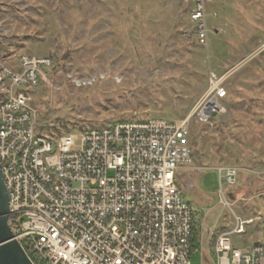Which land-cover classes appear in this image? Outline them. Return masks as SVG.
Returning <instances> with one entry per match:
<instances>
[{
	"label": "rangeland",
	"instance_id": "rangeland-1",
	"mask_svg": "<svg viewBox=\"0 0 264 264\" xmlns=\"http://www.w3.org/2000/svg\"><path fill=\"white\" fill-rule=\"evenodd\" d=\"M0 3L10 62L23 53L54 60L47 81L23 87L39 128L54 138L126 120L182 119L206 91L210 68L228 74L226 113L192 124L195 165L206 168L181 173L198 227L191 264L214 263V241L236 216L256 219L232 235L235 247L251 246L264 227V0H218L208 49L190 32L183 0ZM217 166L240 168L231 207L221 202Z\"/></svg>",
	"mask_w": 264,
	"mask_h": 264
},
{
	"label": "built area",
	"instance_id": "built-area-1",
	"mask_svg": "<svg viewBox=\"0 0 264 264\" xmlns=\"http://www.w3.org/2000/svg\"><path fill=\"white\" fill-rule=\"evenodd\" d=\"M217 1L183 0L190 32L207 49ZM10 61L0 46V165L8 223L25 251L40 264H191L194 210L181 173L206 168L195 165L192 124L210 125L226 113L228 74L210 68L206 91L182 119L126 120L54 138L43 134L39 111L23 93L47 81L54 60L23 53ZM216 169L221 202L231 207L228 190L240 168ZM255 220L236 216L214 241V263L204 264H264V228L248 248L232 240Z\"/></svg>",
	"mask_w": 264,
	"mask_h": 264
},
{
	"label": "water",
	"instance_id": "water-1",
	"mask_svg": "<svg viewBox=\"0 0 264 264\" xmlns=\"http://www.w3.org/2000/svg\"><path fill=\"white\" fill-rule=\"evenodd\" d=\"M9 220V198L0 165V264H34L15 238Z\"/></svg>",
	"mask_w": 264,
	"mask_h": 264
},
{
	"label": "trees",
	"instance_id": "trees-1",
	"mask_svg": "<svg viewBox=\"0 0 264 264\" xmlns=\"http://www.w3.org/2000/svg\"><path fill=\"white\" fill-rule=\"evenodd\" d=\"M195 123H196V121H194ZM198 124V123H197ZM193 156H194V151H193ZM193 249H194V247H195V245H194V242H195V238L197 237V235H198V227L196 226V224H194L193 223ZM26 247V246H25ZM26 249H27V247H26ZM27 252H28V254H29V256L31 257V259L35 262V264H40L38 261H37V259H36V257H35V255L32 253V252H30V251H28V249H27Z\"/></svg>",
	"mask_w": 264,
	"mask_h": 264
},
{
	"label": "crops",
	"instance_id": "crops-1",
	"mask_svg": "<svg viewBox=\"0 0 264 264\" xmlns=\"http://www.w3.org/2000/svg\"><path fill=\"white\" fill-rule=\"evenodd\" d=\"M188 21H189V18H188ZM191 24V23H190ZM191 26H192V24H191ZM218 31V29L216 30V33H218L217 32ZM231 197V199H234L233 198V195H231L230 196ZM189 202V201H188ZM225 229H224V231L223 232H226V231H230V230H232V228L231 229H227L226 227H224ZM264 228V227H263ZM263 228H261V230H260V233L258 234V236L256 237V239L254 240V242L252 243V244H255L256 242H258V241H260L261 240V238H262V230H263ZM251 244V245H252Z\"/></svg>",
	"mask_w": 264,
	"mask_h": 264
}]
</instances>
